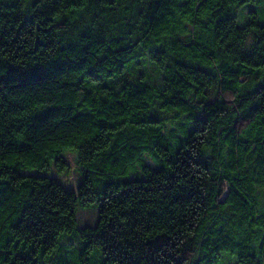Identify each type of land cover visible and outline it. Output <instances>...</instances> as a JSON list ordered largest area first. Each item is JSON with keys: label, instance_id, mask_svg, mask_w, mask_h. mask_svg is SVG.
Masks as SVG:
<instances>
[{"label": "trees", "instance_id": "16d2710c", "mask_svg": "<svg viewBox=\"0 0 264 264\" xmlns=\"http://www.w3.org/2000/svg\"><path fill=\"white\" fill-rule=\"evenodd\" d=\"M0 264H264V0H0Z\"/></svg>", "mask_w": 264, "mask_h": 264}, {"label": "rangeland", "instance_id": "374dc122", "mask_svg": "<svg viewBox=\"0 0 264 264\" xmlns=\"http://www.w3.org/2000/svg\"><path fill=\"white\" fill-rule=\"evenodd\" d=\"M64 157L65 161L69 164L68 170L63 173H58L55 169H52L48 174L60 181L67 189L75 190L79 182V173L76 168V155L72 152H67ZM147 159L150 161L149 158ZM76 219L79 226H93L97 220L96 207L78 208Z\"/></svg>", "mask_w": 264, "mask_h": 264}]
</instances>
